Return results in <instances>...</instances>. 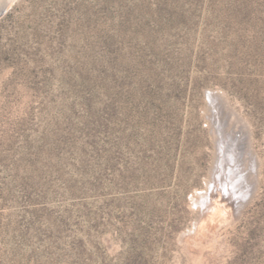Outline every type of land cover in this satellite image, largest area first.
I'll use <instances>...</instances> for the list:
<instances>
[{"label":"rangeland","instance_id":"rangeland-1","mask_svg":"<svg viewBox=\"0 0 264 264\" xmlns=\"http://www.w3.org/2000/svg\"><path fill=\"white\" fill-rule=\"evenodd\" d=\"M13 1L0 264H264V0ZM213 94L253 163L230 209L196 203Z\"/></svg>","mask_w":264,"mask_h":264},{"label":"bare ground","instance_id":"bare-ground-1","mask_svg":"<svg viewBox=\"0 0 264 264\" xmlns=\"http://www.w3.org/2000/svg\"><path fill=\"white\" fill-rule=\"evenodd\" d=\"M12 1L8 0L3 6L1 5L0 15L10 7ZM217 98L214 94L209 96V99L212 101L211 106L217 112L214 125H218V137H216L218 153L216 154V161L211 174V184L196 203H199L202 207L206 206L207 203V209H215L217 204H223L226 206V209H230L238 206L246 196L248 198L247 194L249 193V189H251V179L254 171L253 163L249 159L245 133L243 131H227L226 126L228 125V121L225 122L227 114H225L224 118L221 117L222 108Z\"/></svg>","mask_w":264,"mask_h":264},{"label":"water","instance_id":"water-1","mask_svg":"<svg viewBox=\"0 0 264 264\" xmlns=\"http://www.w3.org/2000/svg\"><path fill=\"white\" fill-rule=\"evenodd\" d=\"M8 10H9V9H7V10L4 12V14L0 16V18H1L2 16H4V15L8 12Z\"/></svg>","mask_w":264,"mask_h":264}]
</instances>
